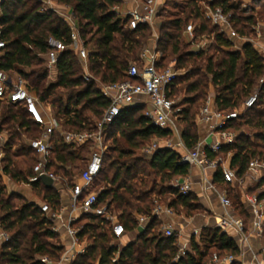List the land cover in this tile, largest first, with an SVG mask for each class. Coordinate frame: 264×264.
I'll return each instance as SVG.
<instances>
[{
  "label": "trees",
  "instance_id": "obj_1",
  "mask_svg": "<svg viewBox=\"0 0 264 264\" xmlns=\"http://www.w3.org/2000/svg\"><path fill=\"white\" fill-rule=\"evenodd\" d=\"M54 1L71 8L83 44L92 48L88 55L91 78L88 81L83 79L78 57L67 49L60 54L57 61L54 82L47 81L49 71L44 59L49 50L47 39L54 37L63 40L65 44H69L70 39L69 29L61 16L53 10L44 11L40 0H4L0 3V38L6 43L0 56V71L8 75L17 73L25 88L32 92L39 102L49 106L54 117L62 121L64 130H91L93 122L101 118L109 104L96 87L94 79L103 84L127 79L129 63L137 61L138 57L135 55L149 38L150 27L139 24L130 30L127 24L129 18L121 19L111 10L121 4L120 0ZM165 2L166 0L158 11L157 18ZM250 2L253 9L258 10L262 4L264 6V0ZM240 4L231 0H218L210 3V6L222 8L228 15L231 29L239 37H255L257 23L253 9H250L251 13L246 14L248 10L242 9ZM187 8L182 17L168 19L159 25L156 48L161 52V59L158 66H168V54L175 55L179 64L190 59H202L203 50L196 53L189 51L188 45L180 39L183 27L192 19L200 21L194 29V37L211 36V44L217 55H209L203 59V75L199 76L194 69L181 77V80L188 81L193 75L197 76L196 79L188 81L185 90L188 97L175 113L176 121L182 124L180 138L188 150L197 144L195 118L198 113L194 105L206 95L209 85L215 90L214 103L217 110L223 112H233L239 103L242 106L243 101L256 90V103L243 110V113H237V118L228 120L222 128L235 133L238 132L237 127L245 125L256 129L252 137L235 133L234 141L222 145L217 153L208 147L204 149L208 160L230 152L232 156L229 167L235 171L237 178H242L251 159H257L264 165V55L250 42L243 43L239 49H232V39L219 32L217 26L208 29V21L202 19L197 0H193ZM261 31L264 37V26ZM208 76L209 81L205 80ZM177 78L178 76L167 88L169 98L175 90ZM1 105L17 110L14 113L7 110L0 114V132L5 131V126L9 123L15 127L13 132L8 128L9 135L3 148L1 172L14 182L28 184L37 156L28 146L27 140L39 137L30 134L33 131H41V128L28 118L21 106L0 101V113ZM84 110L91 114L94 119L92 122L84 115ZM144 111L143 105L126 107L105 128L110 145L103 155L101 170L93 185L95 189L96 182L101 179L104 186L98 189V200L101 204L106 202L107 208L116 214L125 233L137 230V216L147 219L145 229L134 241L118 249L109 244L117 238L101 217L81 214L72 226L78 229L77 239H86L89 245L69 264H93L95 261L97 264H207L211 258V249L216 250L219 257H235L230 264H241L237 260L240 248L236 240L219 228L201 229L198 240L195 236L191 237V249L186 250L184 255L178 254L175 235L165 237L157 233V227L161 223L151 214L154 197L169 196L167 206L185 217H191L203 208L194 194H179L170 185H147L144 177H148V170L161 182L169 184L175 176L186 175L190 166L180 162L181 153L171 148H158L148 161L135 157V151L142 142L151 137L164 139L172 134L170 129L153 126ZM21 134L28 135L26 142L12 149L13 140H17V136ZM50 142L48 169L60 175L67 183H71L74 176L67 167L81 158L80 153L87 150L86 146L66 144L56 132L51 134ZM27 156L32 165L25 162ZM17 158H25V161L18 163L15 161ZM221 173L220 167H217L213 178L215 183H223ZM30 185L35 194L42 195V203H47L53 211H58L60 195L54 188H47L41 180ZM263 186L264 175L258 180L257 188ZM5 189L0 174V226L9 237L0 245L1 264H43L39 259L42 256L57 261L63 247L59 243H52L53 239H58V234L52 230L53 224L40 210V205L30 203L14 193L7 195ZM257 199H264V189L257 194ZM236 200L240 209L238 214L245 222L248 214L237 197ZM262 229L264 236V222Z\"/></svg>",
  "mask_w": 264,
  "mask_h": 264
},
{
  "label": "built area",
  "instance_id": "obj_2",
  "mask_svg": "<svg viewBox=\"0 0 264 264\" xmlns=\"http://www.w3.org/2000/svg\"><path fill=\"white\" fill-rule=\"evenodd\" d=\"M4 0H0L2 3ZM119 6L113 7L111 10L116 12L121 19L129 18L128 28L135 29L139 24L148 25L150 28L156 26L157 13L162 7L165 0H120ZM45 3V0H42ZM66 10L61 14V18L69 29V44H65L63 40L49 37L47 45L49 50L44 55L46 67L48 71H54L60 54L70 49L79 59L83 79L88 81L91 78L89 71L88 55L92 48L85 46L79 34V27L72 11L68 6H64ZM68 9V10H67ZM208 19L214 26L219 28V32L225 34L229 39H236L239 36L231 29L229 25L228 15L225 14L220 7H215L207 13ZM185 33L187 38L192 41L194 38V29L189 24ZM156 39L153 46H144L138 55L137 62L129 63L127 69L128 78L108 84H103L99 80L96 82V87L101 94L109 101L107 108L104 110L100 119L94 122L91 130H84L81 132H73L64 130L62 123L54 117L48 108L39 102L37 97L25 88L22 80H15L12 76L0 71V101L10 103L12 105L21 106L28 118L36 123L42 131V135L37 138L27 140L28 146L35 152L37 161L33 166V175L28 178V184L40 181L41 176L46 175L52 179V188L60 194L62 190H69L71 211H77L81 214H90L99 216L111 228L112 234L115 238L120 239L125 230L123 225L118 221L116 214L107 208V204L100 203L98 200L99 191L94 189V180L101 170L103 155L107 151L110 141L107 138L105 128L109 126L114 119L124 110L134 104H139L140 98H145L147 101V108L144 115L150 119L151 124L159 129H170L172 133H178L175 111L173 109V101L167 96V88L178 76L177 71L172 65L166 67H159L160 51L156 48ZM6 43L0 38V56ZM139 63V64H137ZM258 92L255 90L251 93L242 104L243 110L251 108L257 101ZM213 102L210 97H207L203 107L199 110L197 118L199 120L210 122L215 118L217 123L212 127L214 131L219 134V140L207 145V147L217 153L222 145L230 144L234 141L235 133L222 130L226 122L230 119L237 118V112H223L212 110ZM215 104V103H214ZM47 109V110H46ZM51 113V114H50ZM58 133L66 144H73L75 146L85 145L88 151V158L86 165L76 179L71 183L55 174L48 169V162L51 156V142L50 136L52 133ZM179 139V138H178ZM156 145H154L155 147ZM182 150L180 162L187 163L189 166L206 167L209 162L204 149L196 144L192 149H186L179 139L175 145ZM168 148H171L169 145ZM152 149L154 153L157 150ZM220 161V160H219ZM222 163V161H221ZM264 169V165L257 159H251L248 165V170L252 172ZM221 175L223 182L234 183L241 182L237 180L235 171L230 167H221ZM179 194L186 195L191 190L189 181H176L172 184ZM219 200L221 205L227 209L231 207L230 200L226 195H220ZM245 204L251 211V225L255 233L260 236L262 234V227L264 222V204L256 199L255 196H246ZM40 210L46 215L50 222L55 221L58 217L57 212L53 211L47 203L40 204ZM151 214L160 218L163 215L172 216L174 214L173 208L164 205L156 204L153 206ZM138 227L144 226L147 219L138 216ZM76 221L75 216L69 217L65 224V231L72 241V245L78 243L77 232L78 229L72 227V223ZM217 228L222 232H234L242 235L243 221L240 218L232 217L225 213L217 222ZM55 231V228L52 227ZM162 235L170 237L175 235L174 229L170 223H164L162 226ZM9 239L8 235L2 230L0 226V245ZM243 241L247 240L246 236L241 238ZM81 252H83L81 250ZM186 250L180 249L179 255H184ZM80 254V253H79ZM69 256H61L59 260L54 261L46 256L40 257L43 264H63V261L68 260ZM235 257L232 255H224L219 257L217 254L212 255L208 264H230ZM254 264H264V247L254 257Z\"/></svg>",
  "mask_w": 264,
  "mask_h": 264
},
{
  "label": "crops",
  "instance_id": "obj_3",
  "mask_svg": "<svg viewBox=\"0 0 264 264\" xmlns=\"http://www.w3.org/2000/svg\"><path fill=\"white\" fill-rule=\"evenodd\" d=\"M247 1L249 2L250 0H247ZM54 2L55 1L52 0V3ZM54 4H56V2ZM56 6H58L56 7L58 8L56 10L58 11L59 16H61V14L64 13V11L66 10V8L64 7L66 5L62 6L60 4L59 5L56 4ZM69 9L71 11L70 7ZM263 26H264V23L257 24L256 36L253 37L252 39H246V38L239 37L238 40L241 41V45L245 42H250L251 44L255 46V48L258 51H260L264 55V37H262L263 35L261 31ZM150 46H153V44L148 45V47ZM159 55L161 58V53ZM49 73H50L49 78L51 79V82H54L55 76H56L55 70L51 72L49 71ZM209 97L211 101L213 102L211 106L212 110H216V106L214 104V95H210ZM138 101L140 103L134 104V105H143L144 109L147 108L148 104L145 98H140ZM44 107L48 108V110L46 109L48 112L53 113L49 106L44 105ZM216 123H217V120L215 118L211 119L210 122H205V121L199 120L198 118L195 120V124L197 127V134H198L197 144H199L202 149H205L207 145L214 143V141L219 140L218 132L214 131L212 128ZM178 138L181 140L180 136ZM178 138L172 142L171 149L179 153H182V150L175 146L179 140ZM7 139L8 137L4 133V131L0 132V148L3 144L6 143ZM231 156L232 154L230 152L226 154L225 159H222L220 156H217L212 160H208L209 162L214 163L213 165L209 164L208 166L204 168L199 167V166H190L188 173L186 175L175 176L169 182L168 185L172 186V184L175 183L176 181H179V182L189 181L191 184V190L189 193L194 194L197 197L199 204L203 208L202 214H198V215L191 216V217H185L184 215L182 216L176 215L174 212L172 216L163 215L160 218H158V220L161 223L160 225L161 227L163 226L164 223H170L174 231L176 233H179V236H177V245L179 249L184 248L185 250H188L189 249L188 246L190 247L191 237L195 236V239L198 240V235L201 229L205 227L217 228L218 220L225 213L231 215L232 217L240 218L243 221L242 235L236 234L234 232H228L227 234H230L236 240L240 248V256L237 258V260L241 264H254V257L257 256L261 248L264 247V236H263V231H262V234L258 236L255 233V231L252 229L251 211L249 207L245 204V197L247 195L255 196L257 199V195H251L250 193H248V191L246 192L244 183L246 181L245 179H248L250 176L258 178L264 175V169H261L260 171H257V172H252L250 170H247L245 176L239 179L241 181L240 183L237 182L236 185H234L233 183H228V185H230L229 188L231 189L230 191L232 195L237 197L240 200V203L243 205L244 209L246 210L248 214L247 221L244 222L243 218L238 213H236L233 209H231V207L225 209L220 203L219 196L220 195L227 196L225 187H223V185H226V183L225 182L215 183L213 181L217 167H220V169L221 167H229ZM67 169H69V167H67ZM0 174L3 178V182H4L3 185L5 186V188H7V190L5 189L7 195L14 193V194H17L27 199L28 202L30 203H35L37 205H40L42 203L41 202L40 204H38L36 199L33 198L34 195H33L32 187L30 184H24L22 182L21 184H19L17 182H14L11 180L9 176L3 175L1 170H0ZM59 195H60V205L57 211L58 217L53 222V227L55 228L54 232L58 234L59 236L60 241L58 243L60 246L63 247V252L61 256L65 255V256L70 257L68 260L63 261V264H69L75 258V256L85 251L88 244L86 243V240H85L81 242L78 241L76 245H72V241L65 231V224L67 223L69 217L75 216L77 219L80 216V214L77 211H73V212L71 211L69 190L64 189L61 191ZM258 201L264 204V199L258 200ZM137 235H138V232L137 230H135L129 233H125L120 238V240L123 241L124 246H125L128 243L134 241ZM243 236L247 237L246 241H243L241 239ZM81 250L83 252H81Z\"/></svg>",
  "mask_w": 264,
  "mask_h": 264
},
{
  "label": "rangeland",
  "instance_id": "obj_4",
  "mask_svg": "<svg viewBox=\"0 0 264 264\" xmlns=\"http://www.w3.org/2000/svg\"><path fill=\"white\" fill-rule=\"evenodd\" d=\"M40 1H41V8L44 11L45 10H53L57 15H59L58 11L56 10V9H58V8H56V7H58V6H56V4H58V3L54 4L55 2L52 3V0H45V3L42 2V0H40ZM192 1L193 0H166L163 9H161V11L159 12V16H158V18L156 20V23H157L156 26L150 28L149 38L146 40V42L144 44L141 45L140 48L142 49L144 46L152 45L154 43V40L156 39V36H157V38L159 36V32H158L159 25H161L162 22H164V21H166L168 19H175V18L182 17L183 14H185L186 10L188 9L187 5L190 4ZM215 1H218V0H197V5L199 7V12H200V14L202 16V19H205V20L208 21V23H207L208 24V29H212L214 27L212 22L208 19L207 13H208L209 10L213 9L210 6V3L215 2ZM231 1H234L235 3H241L240 4L241 8L245 9V10H248L246 12V14L251 13L250 9L252 8V5H251L250 1L249 2L247 0L246 1L245 0H231ZM260 6L261 7L258 10L252 8L253 9L252 13L254 14V17H255V20H256L257 24L264 22V6H263V4L260 5ZM199 23H200V21L199 20H195V19H192V20L188 21V23L185 25V27H183V29H182V31L180 33V39H181V42L186 43L188 45L187 49L189 51H192V52L196 53L199 50H203L204 51V56L202 57V59H199L197 61L190 59V60L183 61V62H181L179 64L177 62V60H176V56L175 55L168 54V56L166 58L167 65H172L174 67V69L178 73V78H177V81H176V84H175L176 85L175 86V90H174V92H173V94H172V96L170 98L173 101V109H174L175 112H177L178 111L177 109H179L181 107V104H182L183 100L186 97H188V93L185 91L188 81H192V80L196 79L197 76L193 75L192 78H190V80H188V81L181 80V77H183L188 71L194 70V69H196V71H197L199 76L203 75L204 74V72H203L204 71L203 70V59H205L209 55H217L215 50L212 47V44H211V42H212V37L211 36H203V37H200V38H197V37L195 38L194 37L192 41H190L187 38V34L185 33L186 27L189 24H191L193 29H195L199 25ZM252 38H246V39H252ZM231 41L233 42V48L232 49H239L240 48L241 41L238 40V38L232 39ZM138 55H139V52L137 53V55H135V57H138ZM130 62H137V61H130ZM137 64H139V63H137ZM48 74H49V76H48V80L47 81L51 82V79L49 78L50 77V73H48ZM10 76H12L15 80L16 79L17 80L20 79L19 75L17 73H15V72L12 73ZM208 79H209V76L207 78H205V80H208ZM94 82L96 84V82H97L96 78L94 79ZM214 94H215L214 88L211 85H209L208 88H207L206 95L194 105V108L197 111V113H199V110L203 107L207 97H209L210 95H214ZM7 110H10L11 113H14V112L17 111L13 107H10V106H7V105H1V113L0 114H2L3 112H5ZM233 111H236L237 113H243V109H242L241 104L239 103V106ZM251 113H253V112H251ZM84 115H86L90 119L91 122L94 120L93 117L91 116V114L88 112V110H84ZM196 119L197 118H195V120ZM60 123H62V121H60ZM175 124L177 126L178 133H172L169 137H166L164 139H158L156 137H151L150 139L142 142L140 147L135 151V157L141 158V159H143V161H148L150 159V157L152 156V154H153V152H152V150L150 148L156 149L157 146H158V148H168L167 147L168 145L170 147H172V142L174 140H176L180 136V131L182 129V124H179L177 121L175 122ZM5 128H6L7 131L5 130L4 133L8 137V135H9L8 128L10 129L9 131L13 132L15 127L13 128L12 123H9L8 126H5ZM237 129H238L237 130L238 132H235V133H237V134L238 133H244V134L250 135L251 137L256 132V129L247 127L245 125H241L239 128L237 127ZM196 130H197V127H196ZM230 131L233 133L232 130H230ZM40 135H42V131H40V130L33 131V133L30 134V136H40ZM17 137H18L17 140H13L14 141V146H13L12 149H15L19 145H24V142H26V139H27L26 137H28V135H25V134L22 135L21 134V135H18ZM154 145H156V146L154 147ZM3 148H4V144L0 148V152H1L0 153V157H1L0 158V170H1V159L4 156ZM80 154H81V158L79 160H76L72 165L68 166L69 169L71 170L72 175L74 176V179H76L78 177V175L81 173V171L84 169V167L86 165L87 158H88V151L87 150L82 151ZM219 156L222 159L226 158V155L225 156L219 155ZM28 157L29 156H27L26 161H25V158H17V160H15V161H18V163H21V162L25 161L28 165H32V162L29 160ZM147 173H148V177H144V180L147 181V185L148 186H151L153 183H155L157 186H164V187H166L168 185L167 183L161 182L158 177L156 178V176L153 174V172L151 170H148ZM239 179L240 178H237V180H239ZM259 179H260V177L256 178V177H252V176H250L248 179H245L246 181H245L244 184H245L246 192L248 191V193H250L251 195H257L258 192L262 191L264 189V186L257 188V183H258ZM1 181H2V183H4L2 176H1ZM19 184H21V183H19ZM24 184H26V183H24ZM233 184L236 185L237 181L234 182ZM102 186H104V185H103V183L101 182V179H100L99 181L96 182L95 189L98 190ZM229 186L230 185H223V187H225V190H226V193H227V197L230 200L231 209H233L236 213H239L240 209L236 205L237 204L236 197L232 195V193L230 191L231 189L229 188ZM6 190H7V188H6ZM33 195H34L33 198L36 199L38 204L43 202L42 195L35 194L34 192H33ZM153 199H154L153 206L156 205V204L167 205V203L169 201V196L166 195V196H163V197H154ZM26 201H28V200L26 199ZM202 213H203V210L198 212V213H195L193 216L198 215V214H202ZM175 214L179 215V216H182V214H178L176 211H175ZM157 233H161L162 234V227L161 226L157 227ZM174 233H175L176 237L179 236V233H176L175 231H174ZM85 240L86 239H83V241H85ZM58 241H60L59 240V236H58V239H56V238L53 239L52 243H58ZM86 243L89 245V241L88 240H86ZM109 244L115 245L118 249H121L124 246L123 241H121L120 239L111 240L109 242ZM188 248H189L188 250L191 249L189 246H188ZM180 249L178 250V254H180ZM216 252H217L216 250L211 249L209 251V255H211V257H212V255L216 254ZM209 261L207 262V264L209 263ZM0 264H1V262H0ZM93 264H97V262L95 261Z\"/></svg>",
  "mask_w": 264,
  "mask_h": 264
},
{
  "label": "water",
  "instance_id": "obj_5",
  "mask_svg": "<svg viewBox=\"0 0 264 264\" xmlns=\"http://www.w3.org/2000/svg\"><path fill=\"white\" fill-rule=\"evenodd\" d=\"M41 181L42 183L47 187V188H51L52 187V179L46 175L41 176ZM145 227L144 226H139L137 228V232L138 234L142 233L144 231Z\"/></svg>",
  "mask_w": 264,
  "mask_h": 264
}]
</instances>
